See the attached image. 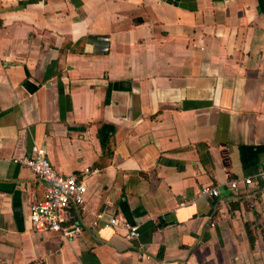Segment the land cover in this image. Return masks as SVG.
Returning a JSON list of instances; mask_svg holds the SVG:
<instances>
[{
    "label": "crops",
    "instance_id": "1",
    "mask_svg": "<svg viewBox=\"0 0 264 264\" xmlns=\"http://www.w3.org/2000/svg\"><path fill=\"white\" fill-rule=\"evenodd\" d=\"M35 143L97 169L76 236L32 228ZM35 260L264 264V0H0V264Z\"/></svg>",
    "mask_w": 264,
    "mask_h": 264
},
{
    "label": "built area",
    "instance_id": "2",
    "mask_svg": "<svg viewBox=\"0 0 264 264\" xmlns=\"http://www.w3.org/2000/svg\"><path fill=\"white\" fill-rule=\"evenodd\" d=\"M15 163L27 166L33 173L46 183L43 196L33 201L29 206V218L35 230H55L65 237H73L82 232V221L77 215L79 207L85 203L87 190L86 174L97 169L85 168L79 173L62 174L58 172L50 160L45 145L35 143L28 154L13 157ZM246 185L258 183L251 176L243 178ZM238 179H231L228 183L231 188L238 186ZM201 194L218 196L219 188L214 184H205L201 187ZM98 220L104 226L122 227L126 230L127 238L139 235L138 225L127 221L121 216L112 213L96 214L93 223ZM31 264H43L35 260Z\"/></svg>",
    "mask_w": 264,
    "mask_h": 264
},
{
    "label": "trees",
    "instance_id": "3",
    "mask_svg": "<svg viewBox=\"0 0 264 264\" xmlns=\"http://www.w3.org/2000/svg\"><path fill=\"white\" fill-rule=\"evenodd\" d=\"M249 233H250V231H249ZM250 238L252 239V237H250ZM200 264H207V262L206 261H203Z\"/></svg>",
    "mask_w": 264,
    "mask_h": 264
}]
</instances>
